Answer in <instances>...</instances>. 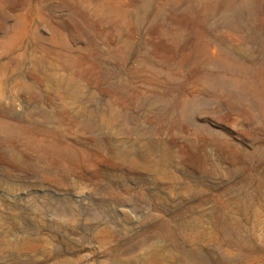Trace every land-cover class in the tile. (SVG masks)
<instances>
[{
  "label": "rangeland",
  "instance_id": "rangeland-1",
  "mask_svg": "<svg viewBox=\"0 0 264 264\" xmlns=\"http://www.w3.org/2000/svg\"><path fill=\"white\" fill-rule=\"evenodd\" d=\"M0 118V264H264V0H0Z\"/></svg>",
  "mask_w": 264,
  "mask_h": 264
},
{
  "label": "bare ground",
  "instance_id": "bare-ground-1",
  "mask_svg": "<svg viewBox=\"0 0 264 264\" xmlns=\"http://www.w3.org/2000/svg\"><path fill=\"white\" fill-rule=\"evenodd\" d=\"M176 2H177V0H175ZM231 1V0H230ZM148 5V4H147ZM231 5V4H230ZM228 6V5H227ZM232 7V6H231ZM235 8V7H234ZM159 11V10H158ZM233 14H236L235 12H232ZM235 21V20H234ZM55 31H57V30H55ZM56 39L57 40H59V34H57L56 35ZM228 66H230V65H228ZM232 66V65H231ZM244 90V89H243ZM244 92H246V91H244ZM17 129H24V130H32V129H35L34 127L32 128L31 126H23V128H18L17 126H15V125H13V124H10V123H8V122H6L5 120H3V119H1L0 118V134H7V133H9V132H12V131H16ZM33 132V131H32ZM46 148L47 149H49V150H59L60 149V146L58 145V144H48L47 146H46ZM45 148V149H46ZM62 148V147H61ZM64 150V149H63ZM54 152V151H53ZM61 152V151H60ZM70 153V152H69ZM73 153V152H72ZM64 154V153H63ZM75 154V153H74ZM61 155V154H60ZM60 155H57V156H60ZM72 155V154H71ZM70 155V156H71ZM77 155V154H76ZM63 156V155H62ZM69 156V155H68ZM61 157V156H60ZM75 157V156H74ZM71 158V157H70ZM71 159H73V158H71ZM75 162L77 161V160H74ZM16 164V163H15ZM11 166H13V165H11ZM16 166V165H15ZM9 169V168H8ZM7 169V170H8ZM13 168H11V170H12ZM16 169V168H15ZM19 169V168H18ZM10 170V169H9ZM14 170V169H13ZM23 170V169H22ZM22 170H19V171H22ZM16 171V170H15ZM25 172V171H24ZM77 174V173H76ZM61 176V175H60ZM80 176V175H79ZM58 178H60V177H58ZM48 179H49V177H48ZM63 180V179H62ZM57 182H60V181H57ZM65 182V181H64ZM75 182V181H74ZM74 182H72V183H74ZM197 183V182H196ZM60 184H61V182H60ZM198 184V183H197ZM76 185V184H75ZM70 187V186H69ZM74 187V186H73ZM148 187V186H147ZM146 187V188H147ZM145 189V188H144ZM144 195V194H143ZM69 211V210H68ZM67 212V211H66ZM70 212H71V210H70ZM61 214H62V212H61ZM65 214V213H64ZM72 214V213H71ZM220 217V216H219ZM223 217H225L224 215H223ZM220 219V218H219ZM231 221V220H230ZM221 224H222V227H224V229H226L227 231H231V233H233L234 235H236L237 237H239V235H240V229L239 228H241V227H239V228H237V225L235 226L232 222H229V221H227V220H225V219H223L222 220V222H221ZM237 224V223H236ZM153 227V226H152ZM156 228V227H155ZM154 229V228H153ZM160 229V228H159ZM155 230V229H154ZM156 230H157V228H156ZM146 231V230H145ZM244 231V230H243ZM155 233V232H154ZM145 234V233H144ZM159 234V233H158ZM246 235V234H245ZM143 236V235H142ZM155 236V235H154ZM247 236V235H246ZM141 237V236H140ZM242 238V237H241ZM246 239V238H245ZM242 241V240H241ZM140 242V241H139ZM247 242V241H246ZM240 244H242V242L240 243ZM246 244V243H245ZM244 244V245H245ZM238 245H239V243H238ZM130 247V246H129ZM180 252V251H179ZM183 252V251H182ZM190 252V251H189ZM189 254H191V253H189ZM184 255H186V254H184ZM190 257V256H189ZM185 258H187V257H185ZM189 259V258H188ZM185 262H186V259H185Z\"/></svg>",
  "mask_w": 264,
  "mask_h": 264
}]
</instances>
